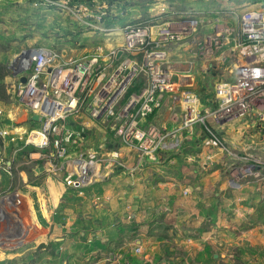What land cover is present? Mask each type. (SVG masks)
<instances>
[{"label":"built area","instance_id":"1","mask_svg":"<svg viewBox=\"0 0 264 264\" xmlns=\"http://www.w3.org/2000/svg\"><path fill=\"white\" fill-rule=\"evenodd\" d=\"M4 2L0 0V5ZM47 2L76 14L85 32L99 31L109 36L86 57L64 58L59 46L45 45L11 61L18 78L16 102L43 121L37 130L43 139H26L25 144L37 147L53 170L63 172L68 186H87L103 168L122 165L121 146L141 159L155 160L161 151L179 147L181 129L192 132L196 126L203 127L209 141L234 160L237 177L264 173V7L252 4L245 8L237 31L214 18L211 35L197 38L204 20L193 11L150 16L166 17L164 21H133L118 10L120 4L125 5L122 0ZM108 16H112L110 22H106ZM228 30L237 32L240 38L236 77L230 83L221 82L215 101L204 105L190 85V76L175 70L172 53L174 47L184 43L210 55L212 49L223 46V32ZM22 77H26L24 82ZM166 98L173 101L172 120H181V127L170 130L150 120ZM2 114L5 111L0 108ZM78 115L88 116L96 125L112 127V134L99 145L85 147V135L68 130L66 125L67 118ZM236 119L246 124L250 135L230 145L216 125L231 124ZM56 123L61 125L54 132ZM20 130L12 124L2 126L0 140L16 141L22 136ZM52 144L54 151L47 152ZM5 170L11 173L10 168ZM185 193H189L188 188ZM23 200L18 188L0 192V250L24 244L14 238L23 229L18 219ZM133 250L140 254L143 248L137 245ZM123 264L134 263L126 260Z\"/></svg>","mask_w":264,"mask_h":264},{"label":"crops","instance_id":"2","mask_svg":"<svg viewBox=\"0 0 264 264\" xmlns=\"http://www.w3.org/2000/svg\"><path fill=\"white\" fill-rule=\"evenodd\" d=\"M44 1L29 3L38 2L39 10L45 12L56 10ZM122 1L125 5L120 4L118 10L126 18L128 1L136 3V15L142 4H146L148 17L181 12L170 5L179 0ZM61 25L68 26L64 19ZM77 27L70 28L75 34H70L67 43L58 45L64 58H79L72 49L89 39L87 32L94 33ZM173 63L179 74L193 79L192 66ZM173 107L171 98H166L150 120L170 130L181 127V120H172ZM235 129L233 123L222 125L220 133L239 144L240 133L236 138L229 133ZM22 137L0 140V192L18 188L24 197L18 217L23 229L14 236L24 244L0 250V255L8 256L4 260L38 256V264H123L126 260L134 264H225L242 259L245 264H264V210L257 211L264 209V173L258 182L236 175L231 182L224 180L217 166L226 155L209 141L203 127L196 126L192 132L181 129L179 147L161 151L155 160L141 159L121 146L122 165L103 168L95 181L79 188L68 186L63 172L53 170L40 150L27 153L30 146ZM33 137L41 135L36 132ZM35 161L34 179L28 184L16 182L17 175L25 179L23 167ZM229 187L234 214L227 218L222 205ZM137 245L143 248L140 254L133 250Z\"/></svg>","mask_w":264,"mask_h":264},{"label":"rangeland","instance_id":"3","mask_svg":"<svg viewBox=\"0 0 264 264\" xmlns=\"http://www.w3.org/2000/svg\"><path fill=\"white\" fill-rule=\"evenodd\" d=\"M34 0H17L14 3L5 2V5L0 6V106L4 111L10 112L12 120L7 119V113L0 115V126L12 124L22 130V138L25 141L29 139L33 140V135L37 130L43 126V121L36 120V114L21 107L15 100V88L18 84V78L14 74L11 68V61L17 55L30 54L35 48L40 46H53L57 47L67 43L70 34H75L70 31L71 27L78 26V18L76 14L68 12L62 6L54 5V9L48 12L39 10V6L31 5L29 2ZM158 3L152 2L151 4ZM44 4V3H43ZM258 4L260 7H264V0H179L173 2L171 8L181 12L193 11L204 20L199 28L197 38H204L210 34L212 28V21L214 18H218L224 26L228 28H239L241 13L249 5ZM136 3L127 2L128 6V20H166V17H148V13L145 11L146 4L137 6L139 10L138 15L134 12ZM44 10V9H43ZM53 12V13H52ZM78 15H83L82 12H78ZM64 19L68 26L61 25V21ZM66 27V28H64ZM78 28V27H77ZM93 32V31H91ZM69 33V34H68ZM76 36V35H75ZM90 36V37H89ZM86 37H89L84 44H78L75 49H72L78 57L85 56L92 51L97 42H103L109 36L104 33L95 31L94 33L87 32ZM113 39V38H112ZM223 46L221 48H214L211 50L210 57L204 50H201L196 45L181 43L174 47L172 60L174 62H181L183 64H189L192 66L193 79L190 81L192 88L198 94L202 104L207 105L215 101L216 92L221 82L230 83L235 80L236 71L235 66L239 64V51L237 48V41L240 40L237 32L225 31L222 36ZM84 42V41H83ZM91 54V53H90ZM231 64L229 67L228 65ZM180 75H183L180 73ZM136 87V86H135ZM135 88H132L134 90ZM130 90V92L132 91ZM83 118V119H80ZM74 123V124H72ZM92 122L88 116H72L67 118L66 125L68 130L81 132L83 136V142L85 147L99 145L105 138L112 134V127L105 128L101 126V129H96L92 126ZM235 131L229 132L232 137L236 138L240 133L238 142H243V139L247 138L249 130L244 122L241 120H233ZM91 124V125H90ZM61 123H56L54 132L60 127ZM217 129H222V126L216 125ZM228 130V129H227ZM39 133V132H37ZM42 139V138H41ZM57 140L54 134V142ZM230 145L234 143L228 140ZM54 145H50L47 152H53ZM39 153L37 147L30 145L27 153ZM38 154H34V157H38ZM226 160V161H225ZM35 161L25 168L24 177H15V181L19 184H26L32 181L33 171L32 168L37 167ZM223 164L218 165L223 171L224 180L234 179L233 164L234 160L231 157H225ZM22 169V171H23ZM259 176H245L241 179H252L258 182ZM24 179V180H23ZM15 182V183H16ZM261 183V182H260ZM225 195V196H224ZM232 192L229 187L226 194H223L222 213L225 217L230 218L234 214L232 206H230L229 199ZM264 209L259 208L257 211L262 213ZM242 226H246L244 223ZM229 252L231 248L229 247ZM7 255H0V264H38L35 256L33 259L25 260L23 257L6 259ZM11 257V256H9ZM245 264L242 259L234 260L232 262H225V264Z\"/></svg>","mask_w":264,"mask_h":264},{"label":"trees","instance_id":"4","mask_svg":"<svg viewBox=\"0 0 264 264\" xmlns=\"http://www.w3.org/2000/svg\"><path fill=\"white\" fill-rule=\"evenodd\" d=\"M76 1H86V0H76ZM112 19V16H108L106 22H110Z\"/></svg>","mask_w":264,"mask_h":264},{"label":"water","instance_id":"5","mask_svg":"<svg viewBox=\"0 0 264 264\" xmlns=\"http://www.w3.org/2000/svg\"><path fill=\"white\" fill-rule=\"evenodd\" d=\"M21 80L24 82L26 80V77H22ZM35 119L38 120V116H35Z\"/></svg>","mask_w":264,"mask_h":264},{"label":"bare ground","instance_id":"6","mask_svg":"<svg viewBox=\"0 0 264 264\" xmlns=\"http://www.w3.org/2000/svg\"><path fill=\"white\" fill-rule=\"evenodd\" d=\"M41 135V134H40ZM43 136L41 135V138H42ZM43 139V138H42Z\"/></svg>","mask_w":264,"mask_h":264}]
</instances>
